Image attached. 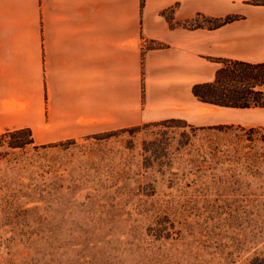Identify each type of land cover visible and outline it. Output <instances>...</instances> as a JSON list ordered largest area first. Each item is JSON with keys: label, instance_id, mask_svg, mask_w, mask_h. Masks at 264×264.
<instances>
[{"label": "rangeland", "instance_id": "rangeland-1", "mask_svg": "<svg viewBox=\"0 0 264 264\" xmlns=\"http://www.w3.org/2000/svg\"><path fill=\"white\" fill-rule=\"evenodd\" d=\"M241 112L0 132V264H264V111Z\"/></svg>", "mask_w": 264, "mask_h": 264}, {"label": "crops", "instance_id": "crops-1", "mask_svg": "<svg viewBox=\"0 0 264 264\" xmlns=\"http://www.w3.org/2000/svg\"><path fill=\"white\" fill-rule=\"evenodd\" d=\"M255 1L0 0V132L248 121V109L204 104L192 88L214 80L220 60L264 62ZM232 15L218 28L184 26Z\"/></svg>", "mask_w": 264, "mask_h": 264}, {"label": "trees", "instance_id": "trees-1", "mask_svg": "<svg viewBox=\"0 0 264 264\" xmlns=\"http://www.w3.org/2000/svg\"><path fill=\"white\" fill-rule=\"evenodd\" d=\"M264 4V0L259 2ZM238 17L228 16L225 19H212L218 28ZM203 27L196 25L194 28ZM214 80L193 85L194 96L202 103L225 108H264V62H249L238 59H224L219 61ZM192 126L191 124H189ZM27 137L9 142L11 148H25L33 143L28 129L10 132V135H24ZM16 138V137H15Z\"/></svg>", "mask_w": 264, "mask_h": 264}]
</instances>
